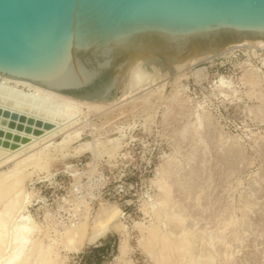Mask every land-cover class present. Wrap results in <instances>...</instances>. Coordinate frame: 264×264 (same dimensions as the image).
<instances>
[{
    "label": "rangeland",
    "instance_id": "obj_1",
    "mask_svg": "<svg viewBox=\"0 0 264 264\" xmlns=\"http://www.w3.org/2000/svg\"><path fill=\"white\" fill-rule=\"evenodd\" d=\"M165 60L155 59L162 67L170 64V58L165 56ZM229 61L240 70L220 76L233 82L235 94H222L216 81L214 84L209 81L208 67H200V64L185 69L169 96L163 94L168 90L159 92L155 86L158 100L144 102L140 98L143 94H140L109 110L81 114L72 129L79 135L68 137L67 145H54L43 150L45 157L39 167L28 168L23 179L26 202L30 200L23 213L39 225L38 233L30 242L38 238L43 243V250L54 246L59 254L58 264H121L115 257L120 254L123 234L115 224L96 243H85L78 251L65 247L61 234L69 226H78L83 218L88 220V233L92 234L95 221L104 216L100 213L102 206L118 207L123 211L125 201L115 190L119 184L127 182L126 199L131 204L121 222L127 228L128 263L264 264V71L249 58H229ZM253 68L260 76L261 85L256 88L242 80ZM163 72L158 75V83L168 81V76L174 74ZM192 77L200 84L203 80L211 83L212 89L206 85L201 89L205 101L234 106L228 111L222 109L224 114L220 116L209 111L201 98L189 92L186 80ZM122 90L119 85L117 94ZM66 136L60 134L54 141L60 143ZM129 140L136 141L132 145ZM117 142L121 145L115 151L113 146ZM86 143L90 144V149H82ZM41 149L42 145L35 150ZM133 149L137 160L130 166L132 174L127 179L120 178L117 170L110 174L109 195H89L81 199L71 195V184L74 179L78 180L81 172L86 170L92 175L97 166L103 164L106 168L109 165L118 167V155L124 151L122 157L127 158ZM85 152L92 155L86 154L80 161L78 157ZM103 156L106 160L100 164L97 159ZM69 157H73L69 161L78 165L68 163ZM17 161L0 165V173L14 168ZM72 167H75L71 170L74 179L64 173L66 168ZM163 187L171 194L164 205ZM5 200L0 203V209ZM65 203H72L80 210L81 216L76 223H64ZM20 214L14 219V231L18 230L20 219L17 220V215ZM152 225L173 238L190 234V253L181 255L182 252L174 248L167 251L162 245V237L157 238L153 247L147 237ZM106 242L115 247L99 260L93 257L90 250ZM9 253L10 248L0 253V264ZM164 255H170L172 261L167 263ZM190 259H194L192 263Z\"/></svg>",
    "mask_w": 264,
    "mask_h": 264
},
{
    "label": "water",
    "instance_id": "obj_2",
    "mask_svg": "<svg viewBox=\"0 0 264 264\" xmlns=\"http://www.w3.org/2000/svg\"><path fill=\"white\" fill-rule=\"evenodd\" d=\"M259 40L264 0H0V75L79 100L102 98L129 56L182 61Z\"/></svg>",
    "mask_w": 264,
    "mask_h": 264
},
{
    "label": "bare ground",
    "instance_id": "obj_3",
    "mask_svg": "<svg viewBox=\"0 0 264 264\" xmlns=\"http://www.w3.org/2000/svg\"><path fill=\"white\" fill-rule=\"evenodd\" d=\"M240 45H248L251 48H255L257 45H264V40L228 44L197 58H188L182 61H172L170 59V64L166 67H162L155 59L147 60L143 56H129L126 59L125 70H119L118 82L102 98H92L91 100H79L77 97L66 95L64 92L48 89L45 85L30 79L0 75V165L18 160L14 168L0 173V203L6 199L0 209V253L10 248V253L6 260L4 259L5 262L3 264H58L60 260L58 258L59 254L55 251L56 248L54 246L51 245L46 250H43V243L38 238L33 243L30 242L32 236L38 233L39 225L30 218L31 216L29 217L23 213L24 208L30 202V200L28 203L26 202L27 196L24 192L23 179L28 174V168L37 166L44 159V151L47 148L54 145H67V142H69L68 137L79 135L77 130L72 131V129L78 124L83 114L88 115L93 112L109 110L131 99L133 100L140 94H143L140 98L144 102L156 100L159 98V94H156L155 86L159 89V92L168 90L165 92L166 94H163L165 96L168 94L169 96L173 88L178 84L179 78L185 69L194 68L216 57L234 54L235 49ZM149 69L152 70L150 71ZM163 71L168 74H174L173 76H168L170 77L168 78L169 80L167 79L168 81L165 79L158 83V75ZM243 79L253 88L261 85L258 70L255 68L245 73ZM119 85L123 87V90L117 94ZM216 86L225 96L236 92L233 82L224 76H220L216 81ZM164 97L162 98L164 99ZM199 107L202 109V105H199ZM47 123L50 125L46 126ZM60 134H66L67 136L62 142L56 143L54 140ZM41 145L42 149L36 151L35 149ZM89 145V143H86L82 146V149H90ZM120 145V142H117L113 146L114 150L116 151ZM159 187L161 188V186ZM163 188L165 191L162 192L166 197L164 198V203H162L164 205L167 204L166 201L171 194H168L170 192H168V189ZM163 207L165 208V206ZM159 210L155 209L154 211L159 214ZM21 211L22 214H20ZM100 213L104 216L95 221L92 234L88 233V220L83 218L75 228L69 226L65 229L63 234H61V241L68 249L78 251L85 243H96L98 238L104 236L115 224L119 230L122 229L123 234L120 254L115 257V260H120L121 262L119 263L121 264H131L126 261L129 243L125 232V230L127 231L126 225L121 222L124 212L118 207L108 208L107 206H102ZM16 214H20V216L17 215V220H20L18 230L14 231L12 226L14 225ZM118 221L119 224H117ZM137 225H140V223ZM183 235L185 234L183 233ZM188 235L181 236L180 239L175 237V235V238H173L168 233H161L160 228L152 225L149 227V235L147 237L148 242L152 243L153 247L154 244L156 245L154 242H157V238L162 237L161 241H164V244L162 241V245L167 251L170 248H174L176 251H181V255H184L183 252L188 253V250H190L191 239ZM164 248L161 250H164ZM165 254H168V252ZM164 256L166 257V255ZM169 257L170 255L166 257L167 263L172 261V258ZM34 258L36 261H34ZM168 264H171V262Z\"/></svg>",
    "mask_w": 264,
    "mask_h": 264
},
{
    "label": "built area",
    "instance_id": "obj_4",
    "mask_svg": "<svg viewBox=\"0 0 264 264\" xmlns=\"http://www.w3.org/2000/svg\"><path fill=\"white\" fill-rule=\"evenodd\" d=\"M240 46H238V48L235 49L236 54L234 56L216 57L213 63H203L200 65V67L202 66L208 67L207 69L209 71V81L211 83L214 84L215 81H217L220 78V74H225V75L229 73L232 74V72L236 70V67L233 65L232 62L229 61V58L234 59V60L249 58L250 60L254 62V64L261 66L262 70L264 71V45H257L255 49L253 48L251 49V46H248V45H240ZM254 50L256 52V55H254ZM239 70L240 68H237L236 71H239ZM186 81L189 82V85H188L189 92L192 93L195 97L201 98V100L204 101L207 109L215 113L216 115H219V116L223 115L224 114L223 110L228 111L231 108V106H234L231 103H227L226 105H223L222 103H219V102H216L213 104V103H210V102L208 103L207 101H205V97H203V94H201V89L202 87H204V85L212 89V85L211 83H209V81L203 80L202 84H200L193 77L189 78ZM192 89H193V92H192ZM215 101H217V99H215ZM135 141L136 140H131L130 142L132 143V145H134L133 142ZM123 153L124 151H122L118 155V162H119L118 167L111 168V166L109 165L107 166L108 168H106L104 167V164H103V165H100L99 167L97 166V170L92 175L86 170L81 172L82 175L79 176L78 180H75L74 176L71 175L72 174L71 170L74 169L75 167H72L69 169L66 168L64 173L68 175L70 174L72 179H74V183L71 184V188H70L71 195L74 197H78L79 199H81L82 197L86 198L89 195L93 197L94 196L101 197L104 195H109L110 185L112 184L110 174H112L115 170H117L119 172L120 178H123V177L125 179L129 178L130 175L132 174V171H130V166L131 164H134V162L137 160V155L134 149H133V152L130 153L129 157L127 158L122 157ZM86 154H91V153L85 152L81 156H79L78 159H80L81 161L82 157H84ZM105 157L106 156H103L102 158L97 159V160H100L99 161L100 164L103 163V160H106ZM70 158L73 160V157L67 158L66 161L68 163L74 164V166L78 165L76 163H73L74 161H69L68 159ZM78 168L80 169L79 166ZM59 174L60 173L56 175V178L59 176ZM84 179H86V181ZM84 181L85 183H83ZM117 188L118 189L115 190V192L116 194L120 196V199H124L125 205L122 207V209L124 213H126V209H128V207L131 204L126 199L127 198L126 196L128 195L127 182L123 184H119ZM68 196L70 197V194H68ZM65 204L66 206L63 208L64 213H62L64 223L66 225L70 224L71 222L76 223L80 219V216H81L80 210H76L74 208V205H72V203H65Z\"/></svg>",
    "mask_w": 264,
    "mask_h": 264
},
{
    "label": "trees",
    "instance_id": "obj_5",
    "mask_svg": "<svg viewBox=\"0 0 264 264\" xmlns=\"http://www.w3.org/2000/svg\"><path fill=\"white\" fill-rule=\"evenodd\" d=\"M69 93H74V92H69ZM115 247V244H114ZM113 247V248H114ZM111 246L110 242H106L105 244L99 246V247H94L90 250V252L93 254V257H95L96 259H100L102 257L105 256V253L108 252L110 249H113ZM87 260V258H86Z\"/></svg>",
    "mask_w": 264,
    "mask_h": 264
}]
</instances>
